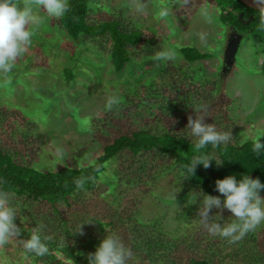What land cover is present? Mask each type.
<instances>
[{
  "label": "rangeland",
  "instance_id": "obj_1",
  "mask_svg": "<svg viewBox=\"0 0 264 264\" xmlns=\"http://www.w3.org/2000/svg\"><path fill=\"white\" fill-rule=\"evenodd\" d=\"M18 2L32 6L41 23L30 26L35 29L32 43L13 70L0 71V111L16 112L25 121L0 123L4 127L0 128V144L16 151V161L41 173L88 167L108 142L142 128L151 134L168 133L194 141L186 127L189 117L196 118L193 107L198 106L204 109L205 123L232 131L230 144L253 142L264 134V56L260 44L254 37H243L230 73L223 76L230 33L219 23L213 0H88L90 24L113 20L122 30L142 34L139 45L130 48L131 60L120 71H115L110 61L109 37L73 41L59 26L58 18L49 17L34 0ZM163 11L168 14L161 16ZM182 47L210 56L186 63L179 51ZM168 50L176 52L174 59H156ZM169 75L173 82L165 83ZM185 78H189L188 84ZM214 80L212 90L209 85ZM113 97L119 103L109 107ZM187 108L185 114L182 110ZM28 139L33 146L26 143ZM124 154L111 160L101 177L119 171L123 180L106 198L118 200L119 196L121 205L130 197L141 198L138 220L156 223L173 236L188 229L187 248L198 256L211 254L224 264H264V223L235 243L211 235L200 221V198L190 203L201 191L184 184L169 157L154 156L145 169H139L143 158ZM126 178L133 182L130 188L125 186ZM217 214L220 223L235 219L226 209L210 213ZM11 242L0 246V264H29Z\"/></svg>",
  "mask_w": 264,
  "mask_h": 264
},
{
  "label": "trees",
  "instance_id": "obj_2",
  "mask_svg": "<svg viewBox=\"0 0 264 264\" xmlns=\"http://www.w3.org/2000/svg\"><path fill=\"white\" fill-rule=\"evenodd\" d=\"M213 1L219 10V23L226 27L229 33L240 35L241 39L245 36L254 37L260 44V53L264 56L262 13L247 8L239 0ZM68 5L65 15L58 18L59 26L73 41H77L79 37L86 40L109 37L110 61L115 71L122 70L131 60V46L139 45L142 34L135 30H122L120 23L113 20L90 24L87 19L88 0H68ZM239 14H242V21L250 16L252 20L244 25L239 21ZM179 51L186 63L203 61L210 56L195 48L182 47ZM65 72L68 73L64 70V74ZM261 72L264 73V58ZM66 77L69 81L70 77ZM189 78L184 79L187 84ZM162 79L164 82L163 76ZM168 79L165 83L173 82L172 75H169ZM216 82L217 80L210 82L212 90ZM166 85V88H171ZM145 101L147 99L143 100ZM182 111L186 114L189 110L187 108ZM11 120L19 124L23 122L16 112L0 111L1 124L6 125ZM0 128L4 129L1 126ZM7 131L3 135L7 136ZM28 140L26 143L33 146V142ZM194 145L195 140L190 141L168 133L155 135L144 128L136 129L104 145L101 154L88 167H63L54 173H41L31 165L16 161V151H8L6 145L0 144V191L11 194V204L17 212L15 223L22 228V235L18 239L29 238L41 225L42 237L48 238V253L43 257L29 254V264H88L89 253L94 252L107 235L118 236L131 250L132 257L128 264H224L211 254L198 256L188 249V229L185 228L173 236L163 232L156 223L140 222L137 212L141 198L130 197L125 205L119 204V196L118 200L106 198L114 187L122 186L123 180L119 171L101 179L107 164L120 158L125 152L132 158H143L139 169H145L148 161L154 156L169 157L182 175L184 184L199 189L204 194L220 195L215 190V182L228 175H236L237 179H240L242 175L247 174L252 178H259L264 183V155L255 156L252 141L229 143L218 149L209 146L201 152H197ZM204 152H214L223 160V164L217 166L213 162L206 170L198 165L195 175L192 176L187 172L186 165ZM159 173H163L162 170ZM152 180L155 181V178ZM130 181L126 178L125 186L130 188L133 183ZM260 195L264 197V191ZM11 244L16 245L17 252L26 258L19 240L12 239Z\"/></svg>",
  "mask_w": 264,
  "mask_h": 264
},
{
  "label": "clouds",
  "instance_id": "obj_3",
  "mask_svg": "<svg viewBox=\"0 0 264 264\" xmlns=\"http://www.w3.org/2000/svg\"><path fill=\"white\" fill-rule=\"evenodd\" d=\"M35 6L43 9L49 17L59 18L68 11V0H34ZM251 4L262 12L264 20V0H251ZM34 8L30 5H22L18 0H0V71L10 73L17 59L27 51L35 35V29L31 25L39 26L41 20L34 15ZM166 11L161 16H166ZM207 15V13H206ZM239 18V17H238ZM240 21V20H239ZM204 40V34H200ZM242 40V39H241ZM239 48V47H238ZM176 57L175 51H161L157 60H172ZM119 101L113 97L108 101L111 107ZM196 118L189 117L186 129L195 138V150L201 152L211 146L218 149L228 145L233 139L232 131H220L214 124L204 122L203 107H193ZM264 134L258 135L253 141L252 151L255 156L264 155V142L261 141ZM222 166L223 160L211 152H204L195 156L186 170L192 176L195 175L198 165L205 169L212 166ZM215 190L220 195H209L198 192L193 196L190 203L199 200V217L202 225L211 235H218L227 239L230 243L240 241L247 233L254 230L258 225L264 223V198L260 193L264 191V183L259 178H252L244 174L240 179L236 175H228L215 182ZM202 197V198H201ZM11 194L0 191V246L6 245L9 240L17 239L22 244L25 257L29 254L43 257L48 251L46 237H42L43 225L27 239H18L22 235V228L15 221L17 212L11 204ZM213 209L220 211L228 210L231 222L220 223V215H210ZM81 226V225H80ZM81 229L78 231L80 232ZM81 234H83L81 232ZM132 252L125 246L116 235H107L96 248L88 255V264H128Z\"/></svg>",
  "mask_w": 264,
  "mask_h": 264
},
{
  "label": "water",
  "instance_id": "obj_4",
  "mask_svg": "<svg viewBox=\"0 0 264 264\" xmlns=\"http://www.w3.org/2000/svg\"><path fill=\"white\" fill-rule=\"evenodd\" d=\"M239 1L243 3L247 8L261 12L251 4V0H239ZM239 20L242 24L246 25L252 20V16H250L247 20L242 21V14H239ZM240 42H241V36L238 34L231 33V36L227 40V44L223 55V68H222L223 76H227L230 73L235 62V56L237 54Z\"/></svg>",
  "mask_w": 264,
  "mask_h": 264
},
{
  "label": "flooded vegetation",
  "instance_id": "obj_5",
  "mask_svg": "<svg viewBox=\"0 0 264 264\" xmlns=\"http://www.w3.org/2000/svg\"><path fill=\"white\" fill-rule=\"evenodd\" d=\"M231 36V33L229 34V36H228V38ZM228 38H227V40H228ZM227 43V42H226Z\"/></svg>",
  "mask_w": 264,
  "mask_h": 264
}]
</instances>
